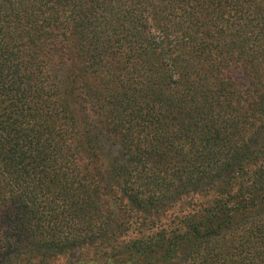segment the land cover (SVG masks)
<instances>
[{
    "label": "trees",
    "instance_id": "16d2710c",
    "mask_svg": "<svg viewBox=\"0 0 264 264\" xmlns=\"http://www.w3.org/2000/svg\"><path fill=\"white\" fill-rule=\"evenodd\" d=\"M0 264H264V0H0Z\"/></svg>",
    "mask_w": 264,
    "mask_h": 264
},
{
    "label": "rangeland",
    "instance_id": "374dc122",
    "mask_svg": "<svg viewBox=\"0 0 264 264\" xmlns=\"http://www.w3.org/2000/svg\"><path fill=\"white\" fill-rule=\"evenodd\" d=\"M79 257H81V255Z\"/></svg>",
    "mask_w": 264,
    "mask_h": 264
}]
</instances>
